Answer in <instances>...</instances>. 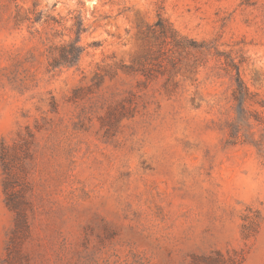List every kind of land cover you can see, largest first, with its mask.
Instances as JSON below:
<instances>
[{"label": "rangeland", "instance_id": "1", "mask_svg": "<svg viewBox=\"0 0 264 264\" xmlns=\"http://www.w3.org/2000/svg\"><path fill=\"white\" fill-rule=\"evenodd\" d=\"M0 264H264V0H0Z\"/></svg>", "mask_w": 264, "mask_h": 264}, {"label": "trees", "instance_id": "2", "mask_svg": "<svg viewBox=\"0 0 264 264\" xmlns=\"http://www.w3.org/2000/svg\"><path fill=\"white\" fill-rule=\"evenodd\" d=\"M157 24L161 26L162 32L166 31V28L162 25V21L159 20ZM68 54H70L71 57H68ZM77 56H78V53L75 50H72L69 53H64L63 52L61 58L59 60H56L55 62H53L52 66L56 67V66L60 65L62 62L63 63L64 62H74L77 59ZM237 81L240 84V86L242 87L241 78L239 76L237 77ZM242 98H243L242 96L238 97V100L242 101L243 100ZM234 137H237V133L234 134ZM11 207L12 208H16L15 205H11ZM18 214H19V217L22 216V214H20L19 212H18Z\"/></svg>", "mask_w": 264, "mask_h": 264}]
</instances>
